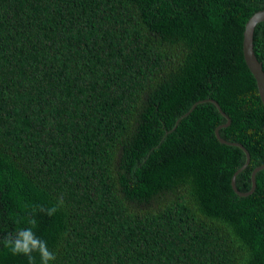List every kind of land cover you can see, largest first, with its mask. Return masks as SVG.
I'll list each match as a JSON object with an SVG mask.
<instances>
[{
  "label": "trees",
  "instance_id": "16d2710c",
  "mask_svg": "<svg viewBox=\"0 0 264 264\" xmlns=\"http://www.w3.org/2000/svg\"><path fill=\"white\" fill-rule=\"evenodd\" d=\"M264 0H0V237L50 264H264ZM264 72V20L253 29ZM216 102V103H215ZM0 264H28L0 245Z\"/></svg>",
  "mask_w": 264,
  "mask_h": 264
},
{
  "label": "clouds",
  "instance_id": "9594fccd",
  "mask_svg": "<svg viewBox=\"0 0 264 264\" xmlns=\"http://www.w3.org/2000/svg\"><path fill=\"white\" fill-rule=\"evenodd\" d=\"M53 199L54 203L51 206L37 205L32 208L28 226L0 237V245L8 248L14 256L26 257L28 264H50L54 261L56 254L49 249L48 242L37 236L34 231L38 225V215L52 217L64 207L62 194L54 196Z\"/></svg>",
  "mask_w": 264,
  "mask_h": 264
},
{
  "label": "water",
  "instance_id": "95a60500",
  "mask_svg": "<svg viewBox=\"0 0 264 264\" xmlns=\"http://www.w3.org/2000/svg\"><path fill=\"white\" fill-rule=\"evenodd\" d=\"M264 20V8L261 10H258L256 12H254L246 21L245 25H244V30H243V41H242V52H243V57L244 60L250 70V72L253 74L255 80H256V85L258 88V93L260 96V99L264 105V72L262 70L261 67V63L260 61L257 59L254 51H253V29L255 27V25ZM216 103V102H215ZM218 109L220 110L221 114H223L226 117V122L219 125L218 127L215 128V135L216 138L218 139L219 142L221 143H226V144H233V145H237L239 147H242V149L244 150V152L246 153V163L242 166L239 167L231 176L230 179V184L232 189L239 195H247L248 193H250L251 191H253V189L255 188V173L256 171H258L259 169H261L262 167H264V164L256 166L252 172H251V187L249 190L247 191H240L237 189L236 185H235V177L237 175V173L239 171H241V169L243 167H245L247 165V163L249 162V154L246 150V148L240 144V143H236V142H229L227 140H225L224 138H222L219 134V129L222 127L227 126L230 123V119L227 115H225L224 112H222V110L220 109V107L218 106V104H216ZM263 131H264V126H263Z\"/></svg>",
  "mask_w": 264,
  "mask_h": 264
}]
</instances>
